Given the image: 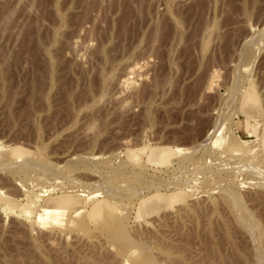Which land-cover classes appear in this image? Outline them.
<instances>
[{"label":"rangeland","instance_id":"1","mask_svg":"<svg viewBox=\"0 0 264 264\" xmlns=\"http://www.w3.org/2000/svg\"><path fill=\"white\" fill-rule=\"evenodd\" d=\"M0 264H264V0H0Z\"/></svg>","mask_w":264,"mask_h":264},{"label":"bare ground","instance_id":"2","mask_svg":"<svg viewBox=\"0 0 264 264\" xmlns=\"http://www.w3.org/2000/svg\"><path fill=\"white\" fill-rule=\"evenodd\" d=\"M234 209V208H233ZM237 213V212H236Z\"/></svg>","mask_w":264,"mask_h":264}]
</instances>
